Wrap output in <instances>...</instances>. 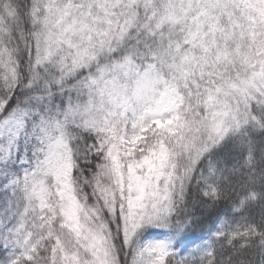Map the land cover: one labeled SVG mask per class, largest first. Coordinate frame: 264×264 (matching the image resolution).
Wrapping results in <instances>:
<instances>
[{
  "label": "snow or ice",
  "instance_id": "snow-or-ice-1",
  "mask_svg": "<svg viewBox=\"0 0 264 264\" xmlns=\"http://www.w3.org/2000/svg\"><path fill=\"white\" fill-rule=\"evenodd\" d=\"M0 264H264V0H0Z\"/></svg>",
  "mask_w": 264,
  "mask_h": 264
}]
</instances>
